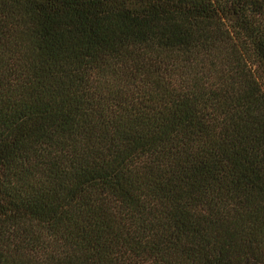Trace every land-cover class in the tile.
Listing matches in <instances>:
<instances>
[{
    "label": "trees",
    "instance_id": "trees-1",
    "mask_svg": "<svg viewBox=\"0 0 264 264\" xmlns=\"http://www.w3.org/2000/svg\"><path fill=\"white\" fill-rule=\"evenodd\" d=\"M0 264H264V0H0Z\"/></svg>",
    "mask_w": 264,
    "mask_h": 264
}]
</instances>
